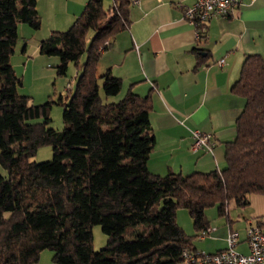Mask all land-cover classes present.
<instances>
[{"label":"trees","instance_id":"obj_1","mask_svg":"<svg viewBox=\"0 0 264 264\" xmlns=\"http://www.w3.org/2000/svg\"><path fill=\"white\" fill-rule=\"evenodd\" d=\"M36 1L0 0V264H36L44 249L55 264H181L184 250H199L176 222L178 208L200 236L210 228L208 207L227 215L230 200L243 206L250 194L264 196V57L246 55L232 86L244 105L224 167L158 174L147 165L155 144L151 95L129 89L117 98L121 78L97 72L101 52L129 26L131 0L108 7L87 0L67 29L40 40V53L59 58L57 75L69 62L80 68L69 96L57 101L61 130L49 126L53 100L30 104L18 93L10 60L18 24L40 27ZM45 144L52 157L32 160ZM95 224L107 236L100 249Z\"/></svg>","mask_w":264,"mask_h":264},{"label":"crops","instance_id":"obj_2","mask_svg":"<svg viewBox=\"0 0 264 264\" xmlns=\"http://www.w3.org/2000/svg\"><path fill=\"white\" fill-rule=\"evenodd\" d=\"M194 1H130L128 28L111 40L97 64L100 74L109 70L121 78L119 95L129 89L151 95L155 144L147 165L158 174L224 167L225 142L234 139L235 120L244 105L232 86L246 55L264 57V0H241L230 15L209 18L202 38L184 17L185 7ZM86 2L37 0L40 26L46 24L48 32L68 28ZM111 2L103 0L105 7ZM18 28L30 31L24 23ZM23 42L24 55L39 52L40 39L30 50L24 37ZM195 128L213 134V155L191 151L190 131Z\"/></svg>","mask_w":264,"mask_h":264},{"label":"rangeland","instance_id":"obj_3","mask_svg":"<svg viewBox=\"0 0 264 264\" xmlns=\"http://www.w3.org/2000/svg\"><path fill=\"white\" fill-rule=\"evenodd\" d=\"M24 26L29 28L30 31L23 32L20 30L19 32L18 28L19 39L10 59L15 73L21 79V84L17 87L18 93L28 95L30 104H40L47 100H53L49 110V116L51 118L49 126L61 130L64 126L62 119L63 106L57 101L60 95L64 100L69 96L72 88L68 89L67 84L73 81L74 85L75 79H77L80 74V68H78L73 62H69L66 73L63 75H57L56 66L59 62V58L56 55H47L40 52L32 55H29V52H27L26 55H24L21 50L24 44L23 37L28 40V50H30L35 40H41L50 34L47 25L44 23L38 29H33L26 23H24ZM92 33L93 31H89L87 42L90 41ZM85 55L86 54L84 53L81 59H83ZM28 61L29 64L26 68V62ZM98 74L100 75V72H98ZM120 97L122 96L119 95L117 98ZM51 157L52 147L51 145L45 144L37 148L36 153L31 159L35 161H43L50 159ZM1 171L5 173L3 169H1ZM248 199L249 203L243 206L236 204L233 199L230 200L227 206V215H219L216 205L208 207L205 212L210 223V231L204 237H200L199 235L194 236L195 230L193 227V220L187 209H177L176 222L183 228L186 234L192 236L191 241L193 245L201 252H216L218 249L225 248L227 245L226 237L229 229L238 232V237L242 240L236 246V250L246 252L247 244L243 239L246 237L248 223L250 221H253L252 223H254L257 219L264 217V196L250 194L248 195ZM92 232L93 248L100 249L105 245L107 236L103 233L99 224L92 226ZM52 256V250L44 249L36 264H55Z\"/></svg>","mask_w":264,"mask_h":264},{"label":"built area","instance_id":"obj_4","mask_svg":"<svg viewBox=\"0 0 264 264\" xmlns=\"http://www.w3.org/2000/svg\"><path fill=\"white\" fill-rule=\"evenodd\" d=\"M136 3L138 0H131ZM241 0H195L193 4L186 6L184 17L196 31L197 38L200 33L205 32L206 23L213 16H228ZM107 43V42H106ZM223 64V59L218 61ZM71 89L73 81L67 84ZM190 149L193 152L202 151L206 155H213L215 139L212 133L200 129H191ZM250 221L246 229L245 240L247 251L236 250V246L242 241L238 232L228 230L225 248L213 253L192 252L184 250L181 264H264V217L257 219L254 223ZM208 230L202 231L200 237H204Z\"/></svg>","mask_w":264,"mask_h":264}]
</instances>
